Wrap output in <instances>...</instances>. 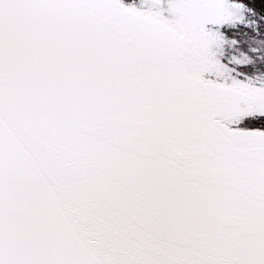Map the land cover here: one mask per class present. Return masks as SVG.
<instances>
[{
    "label": "snow or ice",
    "instance_id": "6c2138e0",
    "mask_svg": "<svg viewBox=\"0 0 264 264\" xmlns=\"http://www.w3.org/2000/svg\"><path fill=\"white\" fill-rule=\"evenodd\" d=\"M0 264H264V0H0Z\"/></svg>",
    "mask_w": 264,
    "mask_h": 264
}]
</instances>
